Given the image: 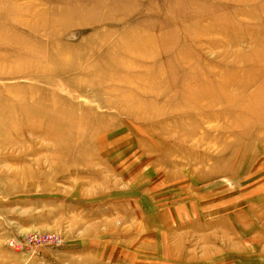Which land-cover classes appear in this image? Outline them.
Instances as JSON below:
<instances>
[{
	"label": "rangeland",
	"instance_id": "1",
	"mask_svg": "<svg viewBox=\"0 0 264 264\" xmlns=\"http://www.w3.org/2000/svg\"><path fill=\"white\" fill-rule=\"evenodd\" d=\"M0 264H264V0H0Z\"/></svg>",
	"mask_w": 264,
	"mask_h": 264
}]
</instances>
